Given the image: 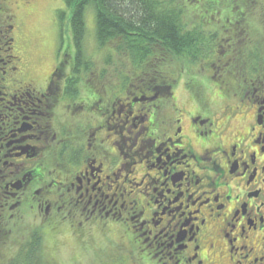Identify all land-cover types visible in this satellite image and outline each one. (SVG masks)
<instances>
[{"label": "flooded vegetation", "instance_id": "1", "mask_svg": "<svg viewBox=\"0 0 264 264\" xmlns=\"http://www.w3.org/2000/svg\"><path fill=\"white\" fill-rule=\"evenodd\" d=\"M33 5L0 0V264H76L98 240L93 264H264L261 54L237 73L213 49L207 94L181 103L172 74L82 86L62 43L46 63Z\"/></svg>", "mask_w": 264, "mask_h": 264}, {"label": "rangeland", "instance_id": "2", "mask_svg": "<svg viewBox=\"0 0 264 264\" xmlns=\"http://www.w3.org/2000/svg\"><path fill=\"white\" fill-rule=\"evenodd\" d=\"M165 1L169 2L170 0ZM177 3L181 2H174V5L183 11L182 23L188 29L197 27L201 30L202 34L209 35L216 46L214 53H220L221 57L224 51L227 53V56L233 55L235 59L238 58L232 64V70L242 73L246 64L241 59H249L248 57H250L252 51H257L256 53L261 54L260 56L264 58V0H224L218 4L219 11H213V14L203 11V8H200L201 2H198V4L194 3L192 7L190 5L188 8L184 7V9L182 5L177 7ZM230 6H232L231 9L244 11L245 17L240 19L241 22L236 23L237 21L233 20L234 13H231L232 18H228L230 16ZM56 10H65L62 0H34L33 8L26 19L28 30H36L37 32L41 30L45 36L41 41V45L45 46L46 63L49 66L54 61V48L58 47L59 42L60 44L62 43L64 49L69 54H73L70 28L66 20L65 23L59 21ZM254 10L257 11L253 13ZM216 12L218 14H215ZM86 15L87 32L83 41L82 61H80L88 69L81 71V75L83 76L81 80L82 86H89L91 82L98 83L101 81L99 83L100 86L112 89L116 88L122 80V82L128 81L127 85L130 88L152 87L156 82H159L160 73H162L161 71L164 68L163 74H172L178 78L176 89H178L179 103L184 102L186 96H190L194 90H202V92L205 90L204 95L207 94L209 85V77L207 75L209 73L206 75V68L210 67V65L206 66L200 62L193 64L188 60L182 62L180 60H171L166 56H158L153 60V63L150 62L143 66V68L135 71L127 56L122 52L116 53L112 46L102 49L96 46L93 17L89 12ZM230 37H233V39H230ZM227 40L229 41L227 42ZM38 49L40 48L38 47ZM246 62L248 63L247 60ZM49 70L50 68L46 66L45 72ZM191 78L194 79V83H198V86L194 87L193 90L190 88L192 81L189 79ZM203 80L207 84L205 87L203 86ZM211 86L213 90V93H210L211 97H218L220 95L219 89L213 85ZM188 101L189 99L186 102ZM97 237L99 239L102 236L98 233ZM55 242H59V239H55ZM64 243H66L67 249L59 255H61V260L66 257L65 261L68 263V260L72 259L70 252L73 241L69 237L64 240ZM105 244H107V241L98 240L94 246L93 241H85L75 253L76 264H93L95 259L100 260L103 256L98 255L99 253H103V250L107 248ZM56 250L57 255L58 249Z\"/></svg>", "mask_w": 264, "mask_h": 264}, {"label": "trees", "instance_id": "3", "mask_svg": "<svg viewBox=\"0 0 264 264\" xmlns=\"http://www.w3.org/2000/svg\"><path fill=\"white\" fill-rule=\"evenodd\" d=\"M62 1L65 10H56V15L61 23L66 20L70 28L76 67L84 71L88 69L81 64V55L87 32L86 14L89 12L94 21L96 46L99 49L112 46L116 53L122 52L136 71L153 63L158 56L182 62L188 60L193 64L206 59L215 49V44L209 35L202 34L197 27L188 29L182 23L183 11L176 8L174 2H181L177 3V7L182 5L183 9L201 2L200 8L213 14V11H219L218 4L224 0ZM231 8L228 18H232L234 9ZM161 72H164V68Z\"/></svg>", "mask_w": 264, "mask_h": 264}]
</instances>
